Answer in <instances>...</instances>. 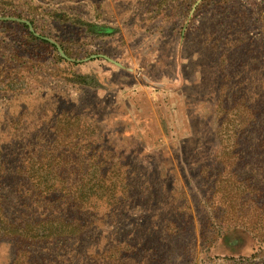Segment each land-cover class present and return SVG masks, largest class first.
Returning a JSON list of instances; mask_svg holds the SVG:
<instances>
[{
  "label": "rangeland",
  "instance_id": "1",
  "mask_svg": "<svg viewBox=\"0 0 264 264\" xmlns=\"http://www.w3.org/2000/svg\"><path fill=\"white\" fill-rule=\"evenodd\" d=\"M250 111L246 146L264 136V0H0L3 193L35 142L122 164L130 186L67 246L68 264H264L249 234L223 230L255 222L230 212L255 206L233 201L240 186L217 161ZM240 165L264 200V159ZM11 257L0 242V264Z\"/></svg>",
  "mask_w": 264,
  "mask_h": 264
},
{
  "label": "trees",
  "instance_id": "2",
  "mask_svg": "<svg viewBox=\"0 0 264 264\" xmlns=\"http://www.w3.org/2000/svg\"><path fill=\"white\" fill-rule=\"evenodd\" d=\"M36 9L37 7L31 6L27 10L35 13ZM47 16L53 17L52 13ZM57 19L60 23L76 25L66 13H61ZM31 22L34 26V21ZM65 54L68 55L66 51ZM58 59L62 63L66 62L62 58ZM245 101L242 99L237 105L248 113ZM250 113L253 119L242 120L239 131L234 134V143L223 147L217 161L229 166L224 169L223 174H227L230 183L240 186L239 190L236 189L234 196L237 198L233 201L238 200V197H248L255 206L254 210L247 212L245 208L241 213L230 207L234 217L236 212L245 219L246 214H250L255 222L228 225L223 230L225 234L232 231L249 234L255 243L252 258H256L264 256V204L259 201L258 196L261 195L254 183L238 179V175L234 174L237 166L247 162L250 157L260 155L261 160L264 159V136L252 146L245 145L248 135L257 129L255 125L258 123L257 113ZM58 146L44 145L41 142L25 146L26 158L13 170L12 195L2 191V185H7L8 182L0 152V242L10 245V264H68L69 260H63L64 256L61 254L66 253L67 246L77 245L85 233L88 234L96 225L95 222L100 221V218H95L96 210L119 203L117 199L121 192L130 188L126 174L122 171V164L108 163L105 159L90 162L87 157L77 164V155L71 157L77 152L69 153L76 145L62 148L60 152H57ZM90 169L94 170L92 174H88ZM250 192H258V196L253 198V194L249 195ZM10 202L12 208L9 210ZM105 216L107 214L103 215ZM137 254L136 247L133 250L125 248L119 250L114 259L121 262V258Z\"/></svg>",
  "mask_w": 264,
  "mask_h": 264
},
{
  "label": "water",
  "instance_id": "3",
  "mask_svg": "<svg viewBox=\"0 0 264 264\" xmlns=\"http://www.w3.org/2000/svg\"><path fill=\"white\" fill-rule=\"evenodd\" d=\"M25 24L29 27V30L32 31L31 26H30L28 23H26V22H25ZM49 42H51V43L56 47L57 52H58L59 56H60L62 59L66 60V61H70V60H68V59L66 58V56H65V55L62 53V51L60 50V48H59L54 42H52V41H50V40H49Z\"/></svg>",
  "mask_w": 264,
  "mask_h": 264
}]
</instances>
